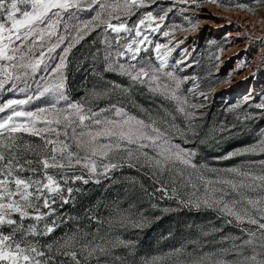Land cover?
I'll list each match as a JSON object with an SVG mask.
<instances>
[{
    "label": "snow or ice",
    "instance_id": "snow-or-ice-1",
    "mask_svg": "<svg viewBox=\"0 0 264 264\" xmlns=\"http://www.w3.org/2000/svg\"><path fill=\"white\" fill-rule=\"evenodd\" d=\"M205 3L246 19L241 24L211 13L240 31L224 33L222 44L210 41L201 56L196 36L189 46V36L177 34L199 32L200 13L210 11ZM257 14L264 22V0H0V264H264V127H255L264 121V89L258 100L250 89L240 103L227 105L232 120L205 123L216 86L229 85L221 95L230 91L233 73L251 66L245 57L220 75L234 40L246 43L243 52L260 54L239 83L264 74V29L247 19ZM77 46L85 52L73 62L92 79L73 99L67 70ZM110 73L123 82L106 79ZM37 101L42 106H33ZM238 136L252 142L213 159L241 162L212 167L205 150ZM125 168L136 175L123 177L130 197L124 205L104 206L103 218L94 206L85 218L96 228L76 227L47 241L75 219L66 209L81 192L78 184L115 181L113 174ZM145 197L177 205L159 209L165 213H216L220 227H188L205 238L220 234L219 240L209 241L208 251L193 240L192 251L182 244L138 261L136 242L122 232L150 223L136 205ZM224 225L242 235L224 234Z\"/></svg>",
    "mask_w": 264,
    "mask_h": 264
},
{
    "label": "rangeland",
    "instance_id": "rangeland-1",
    "mask_svg": "<svg viewBox=\"0 0 264 264\" xmlns=\"http://www.w3.org/2000/svg\"><path fill=\"white\" fill-rule=\"evenodd\" d=\"M132 19L134 20L135 17H133ZM178 34H177L178 38L182 36L181 33L179 35ZM95 37H96V34L93 33L92 36L86 38V41H82V44H84L85 47L91 45V42L93 39H95ZM222 37L223 36L209 37L205 41V44L204 43L201 44V47L198 48V52L201 54V56H207L208 51H209V48L207 47V45L209 44L210 41H216L221 44L224 43ZM160 42L162 43L164 42L163 38H161ZM229 48H226L225 50ZM84 52H85V48H81L80 46H77V48L73 49V53L70 54L69 56V65H68V70H67L68 91L73 99H80L83 96V93L87 90L88 87H90V82L92 79L90 75H88V79H84V77L86 76V72L78 68L77 64L73 62V57H75L76 60L79 61L81 57V53H84ZM178 54H179V49H177V52L174 53V56L178 57ZM192 71H193L192 69H188L187 73L185 74H192ZM220 75L223 76L224 73H222L221 71ZM262 75L263 74L261 73H257V78L259 79ZM106 79L114 80V81L121 82V83L123 82L122 77H118L116 74H111V73L106 74ZM253 81L254 80H251V79L248 80L247 90L241 92L240 94H232L231 96H229L226 93H223L221 95L220 94L222 90L221 87L225 83L218 84L215 88V94L211 98L209 106L206 109L205 123L214 124L221 120H225V121L232 120L233 115L225 113L224 109L229 104L240 103L242 101V98L247 94L248 88L251 82ZM259 94L256 95L257 100L259 99ZM33 106H42V105L40 104L39 101H37L34 103ZM249 111H252V109H249ZM255 127H264V121H257ZM251 142H252V138L248 136H238L234 138H228L222 141L219 144V146L206 149L204 154L207 156L208 163L212 167L223 170V169L238 165L241 162V158H233L231 160H214L213 157L217 155H223L228 151H231L237 147L242 146L243 144H248ZM259 158L260 157H256V159H259ZM113 175L115 176V181L104 180L103 178H101V181L104 180L107 184L114 186L116 189L118 188L121 189L115 199H117L118 201L121 202L122 205H124V203L128 199H130V197L125 194V189L127 185L123 184V177L135 176L136 172L133 171L132 169L125 168L122 171L114 173ZM89 185L90 184L85 185V186H89ZM145 186L149 187V184L147 181H145ZM80 193H83V191L81 190ZM136 195L142 196V194L139 192H137ZM156 195L158 197L159 193H157ZM151 204H157V209H152ZM108 205H111V203H109ZM108 205H105V206H108ZM136 205L138 208L144 211V214L149 218L150 223L147 224L143 230L127 229L123 231L122 232L123 238L131 239L137 242L139 237L146 236V238L148 237V239H152L153 242L155 243V246L151 250L135 249L136 254H137L136 259L138 261L141 258H150L153 256L162 255L163 253L169 252L170 250L174 248L180 247L182 244L187 245L188 250L192 251V245L189 242L193 240H196L198 242V246L203 248L204 251H208L209 248L207 247V245L209 241L215 244L219 240L220 234L214 233L212 236L205 238V237L199 236V231L197 228L188 227L189 225H194V226L212 225L215 227H220L221 221L217 219V214L214 212H211L210 210H201L198 212L195 209H182V210L177 209L176 211H170V212L165 213V212L160 211L159 209H163L165 207L177 208V205L173 201H158L157 199L149 200L146 197L136 201ZM93 207L94 206H92V208ZM88 209H91V207H87L86 210ZM99 214L101 218H103L108 215V212L104 208L102 211L99 212ZM174 217H176V219L178 220L177 222H180L181 226L186 228L185 231L178 232L175 230L174 231L171 230L173 229L172 225L175 223V221H172ZM76 222L80 226L75 225L70 230H63L57 233L55 232L51 236L46 238L47 241H52L53 239L57 237H61L63 236L65 232H71L76 227H80V228L81 226L85 227L84 231H91L92 229L97 227V225L94 222L89 221L85 218V213L80 214V216L76 218ZM82 222H83V225H81ZM169 223H171L170 228L168 226L170 225ZM244 226L248 227L247 225H244ZM223 228H224V234H228L231 236H241L242 235L240 230L235 225H230V226L224 225ZM169 233H171V235ZM103 234H104L103 226H101L100 235H103ZM113 234L115 235L116 233L114 232ZM162 242H163V245H162ZM116 254L123 255L124 252L123 250H118ZM246 254H250V253H247L246 251Z\"/></svg>",
    "mask_w": 264,
    "mask_h": 264
},
{
    "label": "bare ground",
    "instance_id": "bare-ground-1",
    "mask_svg": "<svg viewBox=\"0 0 264 264\" xmlns=\"http://www.w3.org/2000/svg\"><path fill=\"white\" fill-rule=\"evenodd\" d=\"M204 9H209L210 11L202 12L200 13L201 16V27L199 32L197 33H181L182 35H188L189 40L186 41L189 46L192 45L191 37L196 36L198 38L199 44H205V41L209 37H220L223 36L224 33H229L231 36L235 37L240 29L239 28H233V27H224V25L227 24V21L215 19L212 17L211 13H217L218 15L228 16L232 20L237 21L238 23L243 24L246 19V14L242 13H234L230 11H222V9L217 4H211V3H205L202 5ZM248 19V23L256 24L259 23L260 28L264 29V22H261V14H257L256 16H252ZM254 32H258L257 29H252ZM180 34V33H179ZM178 34V35H179ZM234 47H230L229 49L225 50L224 53V65L221 66L222 73L225 74L227 69H234L238 66L237 61L239 59H243L245 57H248L251 59V66L248 68H245L243 71L239 73H233V77L231 80V85L233 86L230 91L224 92L231 96L232 94H240L241 92L247 90L248 81L244 83H239L240 81H243L245 77H249L251 73L255 70L257 65L260 63V54L254 52L253 50H249L247 53L243 52L242 49L245 48L246 43L244 41H233ZM240 53V57H238L236 60H233L231 62L228 61V57L235 56L236 53ZM252 57H255L252 59ZM258 80V81H257ZM228 84L222 85L221 89L228 88ZM252 90L254 93L259 94L261 89H264V74L258 79L251 82L249 90ZM247 92V93H248Z\"/></svg>",
    "mask_w": 264,
    "mask_h": 264
},
{
    "label": "trees",
    "instance_id": "trees-1",
    "mask_svg": "<svg viewBox=\"0 0 264 264\" xmlns=\"http://www.w3.org/2000/svg\"><path fill=\"white\" fill-rule=\"evenodd\" d=\"M89 184H90L89 186L78 184V187L83 191V193H80L77 196L76 202L72 207L66 209L67 214L74 217L75 219L66 222V224L62 225L61 228L55 231L56 233L61 232L63 230H70L75 225L80 226L79 224H77L76 218L80 216V214H84L87 207L92 208V206H99V212H100L105 208L104 207L105 205H108L109 203L112 204L114 201L117 200L115 198L119 193V191L121 190L120 188L116 189L114 186L107 184L104 180H102L100 184H95V183H89ZM172 221H175V223L172 225L173 226V229H171L172 231L175 230L179 232L186 230L185 227L180 225V222H177L178 220L176 219V217H174ZM169 224L170 225L168 226L170 228L171 223ZM81 225H83V222L81 223ZM81 228L84 229L85 227L81 226ZM154 246L155 243L153 242V240L148 239V237L146 238V236L139 237L136 242V249H140V250L143 249L151 250Z\"/></svg>",
    "mask_w": 264,
    "mask_h": 264
}]
</instances>
